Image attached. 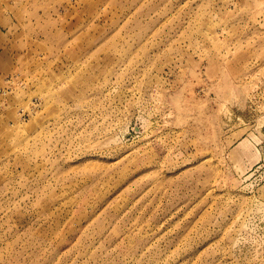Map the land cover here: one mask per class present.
<instances>
[{"label": "rangeland", "instance_id": "rangeland-1", "mask_svg": "<svg viewBox=\"0 0 264 264\" xmlns=\"http://www.w3.org/2000/svg\"><path fill=\"white\" fill-rule=\"evenodd\" d=\"M0 264H264V0H0Z\"/></svg>", "mask_w": 264, "mask_h": 264}, {"label": "crops", "instance_id": "crops-1", "mask_svg": "<svg viewBox=\"0 0 264 264\" xmlns=\"http://www.w3.org/2000/svg\"><path fill=\"white\" fill-rule=\"evenodd\" d=\"M243 140H247L248 145L246 147V151L243 153H238L241 154V156L244 157V159H248L252 162L259 161L261 158V151L257 147L258 144L253 143L252 138H244ZM242 140V141H243ZM257 154H259V158L257 159Z\"/></svg>", "mask_w": 264, "mask_h": 264}, {"label": "bare ground", "instance_id": "bare-ground-1", "mask_svg": "<svg viewBox=\"0 0 264 264\" xmlns=\"http://www.w3.org/2000/svg\"><path fill=\"white\" fill-rule=\"evenodd\" d=\"M247 145H248V142H247V140H243V141H241L240 143H239V150H238V153H243V152H245L246 150V147H247ZM259 158V154H257V159Z\"/></svg>", "mask_w": 264, "mask_h": 264}]
</instances>
